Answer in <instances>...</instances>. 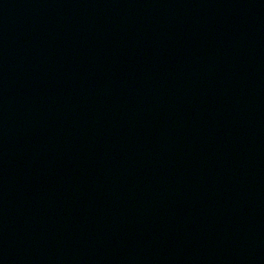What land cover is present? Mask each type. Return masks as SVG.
Listing matches in <instances>:
<instances>
[{
    "label": "water",
    "instance_id": "1",
    "mask_svg": "<svg viewBox=\"0 0 264 264\" xmlns=\"http://www.w3.org/2000/svg\"><path fill=\"white\" fill-rule=\"evenodd\" d=\"M0 264H264V0H0Z\"/></svg>",
    "mask_w": 264,
    "mask_h": 264
}]
</instances>
